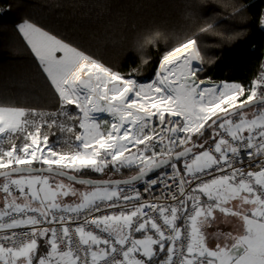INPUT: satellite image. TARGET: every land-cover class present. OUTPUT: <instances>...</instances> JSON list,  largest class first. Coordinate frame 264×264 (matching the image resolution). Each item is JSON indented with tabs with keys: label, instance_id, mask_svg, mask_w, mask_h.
<instances>
[{
	"label": "snow or ice",
	"instance_id": "obj_1",
	"mask_svg": "<svg viewBox=\"0 0 264 264\" xmlns=\"http://www.w3.org/2000/svg\"><path fill=\"white\" fill-rule=\"evenodd\" d=\"M206 4L134 36L158 50L144 80L16 23L55 103L0 95V264H264V58L248 82L205 75L206 41L249 18Z\"/></svg>",
	"mask_w": 264,
	"mask_h": 264
},
{
	"label": "trees",
	"instance_id": "obj_2",
	"mask_svg": "<svg viewBox=\"0 0 264 264\" xmlns=\"http://www.w3.org/2000/svg\"><path fill=\"white\" fill-rule=\"evenodd\" d=\"M190 2L193 0H0V95L31 107L55 103L33 56L15 31L22 18L34 20L113 68L144 80L153 75L158 50L148 46L137 51L134 36L156 30L167 35L185 22V5ZM235 2L248 5L245 14L249 18L224 21V27L245 35L220 47L211 46L220 43L219 38L206 41L210 46L205 49L203 67L205 75L216 81L248 82L264 58V32L259 24L264 0ZM216 3L208 0L205 7ZM167 43L171 41L162 39L159 50Z\"/></svg>",
	"mask_w": 264,
	"mask_h": 264
},
{
	"label": "built area",
	"instance_id": "obj_3",
	"mask_svg": "<svg viewBox=\"0 0 264 264\" xmlns=\"http://www.w3.org/2000/svg\"><path fill=\"white\" fill-rule=\"evenodd\" d=\"M262 31L264 32V27H261Z\"/></svg>",
	"mask_w": 264,
	"mask_h": 264
},
{
	"label": "clouds",
	"instance_id": "obj_4",
	"mask_svg": "<svg viewBox=\"0 0 264 264\" xmlns=\"http://www.w3.org/2000/svg\"><path fill=\"white\" fill-rule=\"evenodd\" d=\"M237 38H239V37H237ZM162 39H163V37L160 38V41H161Z\"/></svg>",
	"mask_w": 264,
	"mask_h": 264
}]
</instances>
